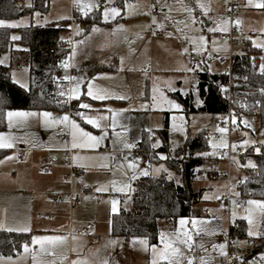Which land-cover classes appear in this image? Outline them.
Instances as JSON below:
<instances>
[{
    "label": "rangeland",
    "instance_id": "rangeland-1",
    "mask_svg": "<svg viewBox=\"0 0 264 264\" xmlns=\"http://www.w3.org/2000/svg\"><path fill=\"white\" fill-rule=\"evenodd\" d=\"M53 1V0H51ZM239 11L234 18L230 15L229 9L222 0H201L209 9L207 15H204L198 7L197 0H160V3H167L168 8L150 15L143 14L148 11L150 0H129L138 4L137 11L141 14L126 15L124 10V0H112L108 6L121 8V15L115 19H110L104 22L102 19L103 4L99 10H93L90 15H100L103 24H94L101 31L92 32V25H90L86 18L79 12L75 0H54L55 6H50L44 11L35 10L32 14L23 15L17 19H4L6 22H15L20 24V27L29 25H47L57 24L58 22H66L63 25L69 27L72 19V37L69 36L68 30L62 33L63 39H70L71 52L75 48V56L72 59V66L82 70V75L85 80L94 79V83L106 89L111 98L105 101H92L90 98L81 97V101L91 103L94 108H111L117 114L116 128L108 129V136L97 150L94 152L74 149L72 154V161L74 164H88L89 168L85 169V176L82 179H92L90 192L84 194L76 201L75 207L71 210L68 204V197L61 199L55 198L59 192L68 193V183L57 181H50L52 179L51 169H46L41 165L40 161L55 160L56 156L63 155L68 147H71V136L69 138L57 136L56 129H46L36 119H30L20 128H13L11 132L18 138L16 146L13 149L6 150L5 154H0V159L5 156L14 155L16 158L8 160L0 164V221L9 227H31V237L35 235H64L68 236L66 248L60 251H66L68 255V262L75 260L78 257L87 258L90 264H100L104 258L109 260V264H149L150 252L144 251L139 244H133V238H124L112 235V221L109 218V212L112 211L111 201L118 199V211L113 212L112 216L122 209L123 206L130 204L132 180L130 179L131 171L127 168L128 160L133 158L136 153L134 149L124 148V143H138L148 139L155 148L162 144L160 130L167 126L169 138L170 153L182 148L186 142L188 134L196 135L202 133L206 137L209 145L207 153L216 152V155L204 156L205 160L203 167H209V158L218 159L224 148L213 149L211 143L219 144L224 140L228 145H232L237 141L240 145L244 140L256 141L253 145L249 143L242 147L246 150L243 158H239L235 164H229L227 161L218 159V168L224 170L223 173L217 172L215 175L201 173L200 169L197 171V176L194 182L195 188H205V194L209 196L229 194L233 197L234 192L241 191L239 189L240 182L247 176L249 167L246 166L249 161L254 164L252 154H255V148H260V153H264V146L261 141H264V125L260 126L259 122L254 124V129L246 127L242 122H237L236 125L230 126V116L228 114H212L202 111H197L187 115L181 103L172 95L169 86L176 90H186V93H192L194 96V104H197V99L201 100L198 92L197 73L204 68H211L212 73L231 72L232 54L245 53L246 47L232 43L229 39L220 38V33H209L207 26H215L224 20L227 21L228 33L233 24L241 31L242 39L248 41L250 45L255 43H264V9L256 8L248 4V0H239ZM29 5L30 1L22 2ZM185 6L194 9L192 15L198 20L205 21V25L199 23L193 24L188 19V12L185 11ZM39 13L36 16L35 13ZM76 13V17L74 14ZM167 14L172 19L163 20V16ZM156 17L157 22L163 21L164 27L157 28L156 24H151V17ZM61 17H69L68 19H60ZM211 18V19H209ZM236 21H240L239 25ZM151 24V28L147 26ZM119 25H123V30L115 31ZM187 25V26H186ZM18 28V27H14ZM181 29V31H177ZM79 35H77V31ZM155 31V35H153ZM169 33H172L170 36ZM204 35L209 43L206 45L207 51L204 53H197L193 51V45L188 39L184 37H199ZM13 36L20 37L18 31H14L11 36V46L17 48L19 40H13ZM125 36L127 40H125ZM142 37V39L140 38ZM251 38V39H250ZM215 39L216 44L213 46L211 41ZM83 41V43H77ZM187 48L185 53L183 49ZM264 49V48H262ZM194 54L197 56H206L208 59L205 62L192 61L190 56ZM123 58V64H121ZM0 59H5V64L10 66L11 53L10 49L0 54ZM199 63V68L195 72H188L178 69L193 68ZM86 64V65H83ZM97 65H111L116 66V70L111 72H97L91 74ZM89 66V67H88ZM15 72L17 79L22 83H26L30 87V70L26 65L13 66L11 73ZM195 88V91L193 90ZM153 88L159 91L153 93ZM160 91L164 92L169 99L178 102L181 105L180 110H169L167 104L154 106L152 96L156 95L157 101L160 99ZM185 94V91H181ZM118 96H124L125 99H117ZM202 101V100H201ZM73 107L76 100H71ZM146 106V107H145ZM75 112V107L73 108ZM28 111H51L54 115H62L69 113L72 118H77L72 113L64 111L57 113L48 109H18ZM89 115H96L95 112L83 110ZM121 113V114H120ZM126 113V114H125ZM128 113V115H127ZM108 115V123L111 122V113ZM118 116V117H117ZM177 119L173 121L172 117ZM183 117V120L179 118ZM224 117H229L228 121H224ZM173 123L178 126L182 125L185 131H176L173 129ZM81 126L85 127L87 131H91L94 135H100V130L93 128L91 125H86L81 122ZM217 127H227L228 132L221 134L216 131ZM232 127V128H231ZM8 131V125L0 132ZM153 132L154 136L149 133ZM172 133L174 135H172ZM214 133H219L220 136H214ZM117 134H119L117 136ZM113 141H116L114 144ZM159 141V144H157ZM67 144V146H65ZM22 146V147H21ZM21 152L23 155L21 156ZM205 153V152H204ZM165 156L164 153H160ZM159 154V155H160ZM258 154V153H256ZM115 160L109 159L106 162L109 164L108 168H102L98 165L102 162L99 157H113ZM97 157L94 161L89 160H75L74 157ZM128 160H123V157ZM135 157L141 159L137 161L139 170H147L154 176L167 173L178 179L177 175L170 174L165 162H152L150 167L148 161L144 156L138 153ZM54 158V159H53ZM80 161V163H78ZM123 163L124 167H120ZM76 164V165H77ZM161 165L163 168L161 169ZM240 171H237V166ZM157 169H160L157 171ZM165 169L167 171H165ZM255 172V170H252ZM239 174V179L237 175ZM57 175L55 174V179ZM116 181L117 186L122 184L130 185L131 190L126 193H118L112 190L111 182ZM107 187L108 191H97V188ZM76 192H84V189L75 187ZM104 195L103 201L96 200V194ZM252 199L264 200V198L255 197ZM235 208L236 219L244 217L246 213V201ZM221 199H202L195 205V211L190 217L207 218L211 220L209 229L214 231V235L202 234L201 236H194V240L203 243L208 249L207 255L200 251L197 247L196 254L205 256L209 264H213L218 260L217 254L219 250H213L212 244H221L227 241L228 226L231 221V213L233 204L229 211H225L222 207ZM207 210V211H206ZM108 215V216H106ZM69 218H72V226L69 229ZM179 219V218H178ZM178 219H174L169 227L165 220L159 221V229L169 231L178 227ZM235 219V220H236ZM263 220L259 221V230L263 232ZM73 222L79 225L73 226ZM247 222V221H246ZM93 223L96 229L92 231V235H84V230L89 224ZM248 228V224H247ZM223 229V231H221ZM71 230V231H70ZM71 232V235L70 233ZM79 232L80 234H77ZM72 235L78 239L72 240ZM261 237V236H260ZM260 237H255L259 239ZM135 238H144L136 236ZM249 237H245L240 241L246 243ZM115 243H111V242ZM31 242V241H30ZM30 242H28L30 244ZM150 243V242H149ZM38 249V246H32ZM76 248L73 252L72 249ZM227 249V248H226ZM4 257V256H2ZM9 257V256H8ZM14 263L8 262L7 259L0 261V264H33V252L30 250L24 253L22 249L15 255L10 256ZM7 258V257H5ZM52 258L50 256H38L37 260L48 261ZM65 262V264H68ZM59 264V261H58Z\"/></svg>",
    "mask_w": 264,
    "mask_h": 264
},
{
    "label": "trees",
    "instance_id": "trees-1",
    "mask_svg": "<svg viewBox=\"0 0 264 264\" xmlns=\"http://www.w3.org/2000/svg\"><path fill=\"white\" fill-rule=\"evenodd\" d=\"M31 7L19 0H0V20L17 19L35 10L44 11L50 6V0H31ZM76 17V13L74 14ZM90 15L86 18L90 25L100 24L101 16ZM69 21V20H68ZM70 22V21H69ZM62 23V24H60ZM64 21L57 24L29 25L24 27H0V54L10 49V66L0 64V97L7 99L5 107L11 109H48L57 113L68 111L73 103H57L64 100L58 92L61 87L67 86L62 77L61 61H65L71 53V48L62 33L68 30ZM67 24V23H66ZM14 31L20 33L19 46L12 47L11 36ZM249 43V42H248ZM248 52H258L261 48L250 45ZM26 65L30 70V87L28 90L13 83L11 68ZM256 65V64H255ZM106 69V68H105ZM246 81V85L233 84L230 77ZM245 77L247 79H245ZM198 92L203 103L194 104L192 93L183 94L180 90L172 95L181 103L187 115L202 111L212 114L256 113L260 126L264 125V75H261L257 66L249 55L236 57L232 60L231 72L212 73L207 68L197 73ZM219 85L227 88L221 92ZM231 90V96H229ZM258 102V103H257ZM71 103V104H70ZM245 105V106H242ZM7 127V122L0 112V130ZM150 135V134H149ZM162 144L155 148L148 139L141 140L135 148V154H142L150 167L152 162L163 160L169 173L177 175L169 178V174L162 173L154 176L141 175L133 180L130 204L124 206L120 212L112 216V235L130 238L136 236L147 237L151 243H158L157 233L161 218L190 217L195 211V205L203 198L204 189H196L194 182L198 169L203 167L204 153L209 145L204 134H188L184 146L174 153H170L167 126L160 130ZM151 136V135H150ZM6 150H0L5 154ZM164 153L167 159H160L159 154ZM243 158V156L241 157ZM240 158V159H241ZM255 172L240 182L239 189L243 196L254 192L256 197L264 198V153L252 154ZM212 158H209V160ZM179 181V183L177 182ZM264 232V220H263ZM228 237L231 240H241L247 237V222L242 217L231 223L228 228ZM257 250L264 253V235L259 239ZM31 241V233L8 232L0 230V255H13L22 249L24 243Z\"/></svg>",
    "mask_w": 264,
    "mask_h": 264
},
{
    "label": "snow or ice",
    "instance_id": "snow-or-ice-1",
    "mask_svg": "<svg viewBox=\"0 0 264 264\" xmlns=\"http://www.w3.org/2000/svg\"><path fill=\"white\" fill-rule=\"evenodd\" d=\"M75 3L78 7L79 12L84 17H89L90 13H93L94 9H100L101 4H103L102 9V19L104 22H108L110 19H115L116 17L121 15V8L114 7V6H108L112 3V0H75ZM198 7L202 11L204 15H207V12L209 9L205 6L201 0H197ZM248 4L251 6H254L256 8L264 9V0H248ZM156 5H159L161 10L164 8H168L169 11H171V8H169L167 3H160V0H156V4L148 5V11L143 13L150 15L151 8L155 7ZM32 5L29 4L28 7H31ZM138 4L135 2H129V0H124V10L126 15H137L141 14L137 11ZM185 11L188 12L189 16L188 19L191 23L196 24L199 23L200 25H205V21L198 20L195 18L192 13L194 11L193 8L185 6ZM36 16H39L40 14L37 12L35 13ZM69 17H61L60 19H68ZM93 19H95V16H92ZM172 19L170 16L165 14L163 16V20H170ZM211 19V18H209ZM227 21H220L219 23H215V26H207V31L209 33H215L217 31L221 32H227ZM240 21H236V24L239 25ZM151 24H156L157 28H163L164 24L163 21L157 22L156 17H151ZM151 24L147 26V28H151ZM20 24H17L15 22H6L4 20H0V27H20ZM187 26V25H186ZM206 26V25H205ZM71 27V25H69ZM124 26L119 25L115 31L123 30ZM79 31H77V35H79ZM101 31L99 28H97L95 25H92V32H99ZM177 31H181V29H177ZM264 31V30H262ZM153 35H155V31H153ZM171 36L172 33H169ZM142 39V37H140ZM13 40L20 39L18 36H13ZM63 39V37L61 38ZM184 39H188L189 42L193 45V51L197 53H204L207 51L206 45L209 43L207 38L204 35H201L199 37H184ZM251 39V38H250ZM125 40H127V37L125 36ZM71 42V41H70ZM77 43H83V41H78ZM213 46H215L216 41L213 39L211 41ZM254 46L258 48H264V43H255ZM183 51L186 53L188 51L187 48L183 49ZM75 48H73L72 52L69 54L67 59L65 61H61V66L67 70L71 65L69 61H71L75 56ZM253 61V67L255 68V57L251 58ZM261 60H264V57H261ZM0 64H5V59H0ZM121 64H123V58H121ZM199 68V63L196 64L193 68H187V69H178L188 72H195ZM207 70L211 71V68L208 67ZM258 71L261 75H264V63H261L259 65ZM11 79L13 83L19 84L21 88H24L25 90H28V85L26 83H22L19 79L16 77V73H11ZM59 80L66 81L67 86L61 87L58 95L60 97H64V100H58L57 103L61 104H67L71 100H76L79 103L75 105V116L77 118H72V116L69 113H63L62 115H54L51 111H28V110H18V109H11L8 107H5L8 103L7 99L4 97H0V112L3 113V116L7 122L8 125V131L0 132V149H13L16 146L18 138L14 136L11 132V129L13 128H20L25 123H27L30 119H36L38 122H40L46 129H56L60 132H64L71 136V148L72 149H79V150H86V151H92L94 152L104 142V140L108 136V129L111 128L113 131L116 128V113L111 108H94L91 103H85L81 101V97H87L90 98L92 101H105L111 98L110 93L104 89L98 87L93 81V79L85 80L83 76L80 75H68L65 74L62 77L58 78ZM245 79H247L245 77ZM198 83L194 81V84ZM221 92H227V88L223 85L218 86ZM169 90L176 91V89L171 88L169 86ZM193 90L195 91V88L193 87ZM159 91L156 88H153V93ZM185 91L186 90H181ZM261 92L264 93V89H261ZM117 99H125L124 96H118ZM152 101L154 106L159 105L162 108V105L167 104L169 107V110L175 109L180 110L181 105L174 101L169 99L167 96H165L164 92L160 91V99L157 101L156 95L152 96ZM197 104L203 103V101L197 99ZM258 103V102H257ZM245 106V105H242ZM146 107V106H145ZM83 110H89L91 112H95L96 115H89L87 112L82 111ZM105 113H111V122L108 123L109 117ZM173 121L177 119V117H172ZM180 120H183V117L179 118ZM225 122L228 121L229 117L223 118ZM231 123L233 125L237 124L238 117L235 115V113L230 114ZM81 122H83L86 125H91L95 129L100 130V135H94L91 131H87L85 127L81 126ZM241 122L246 127H251V124L247 120H241ZM173 129L176 131H185L182 125L178 126L177 124L173 123ZM216 131L220 132L221 134L227 133L228 128L227 127H217ZM119 134H117L118 136ZM115 144L116 141H113ZM211 147L213 149L216 148H228L229 145L226 141L221 140L219 144L211 143L209 142ZM249 143L255 145L256 141H248L244 140L241 142V147L247 146ZM262 146H264V141L260 142ZM157 144H159V141H157ZM67 146V144L65 145ZM156 145H154L155 147ZM134 147V144L132 143H124V148L126 149H132ZM233 149L237 147L236 144H233L231 146ZM256 153H260V148L257 147L254 149ZM197 155H216V152L211 153H197ZM16 157L14 155L5 156L3 159H0V164L5 163L8 160L15 159ZM160 159H167L168 157L160 154ZM75 160H89L94 161L97 159V157L93 156H87V157H80L76 156L74 157ZM100 161H102L98 166L102 168H108L109 164L106 162L109 159H115L114 157H99ZM140 157H133L131 160H128V158L125 156L123 157V160H128L127 162V168L133 171V175L130 179H136V170L138 169L137 161H139ZM120 167H124L123 163H120ZM248 167L255 168L256 166L249 161L246 165ZM80 167L82 168H89L90 165L88 164H81ZM163 168V165H161V169ZM160 169H157L159 171ZM165 171H167L165 169ZM141 174L147 176L148 171L147 170H141ZM171 178V176L169 177ZM247 179V178H245ZM179 183V181H177ZM116 181H112V190L114 192L118 193H126V191L131 190L130 185L128 184H122L120 186H117ZM97 191H108L107 187L97 188ZM233 195L239 196V192H234ZM222 197L219 195L209 196L205 194L203 196V199L210 200V199H221ZM112 204V211L115 213L118 211V199H113L111 201ZM233 204V210L231 213V221L234 223L236 219V211L235 208L238 206L236 204V201H232ZM247 208H246V215L243 217L247 221L248 228H247V236L248 237H260L264 235V232H261L259 230V221L260 219H264V200H257V199H248L246 201ZM223 207V205H221ZM178 227L173 228L172 230L165 231V230H159L157 233V241L158 243H149V239L147 237L144 238H133V244L139 243L144 251L150 252V260L149 264H209V261L205 258V256H199L196 254L197 247L200 251L204 252L206 255L208 253V249L204 246L203 243H199L197 245V242L194 240V236H201L202 234L207 235H214V231L209 229V225L211 223V220L207 218H197V217H180L178 219ZM0 230H5L8 232H23L28 233L31 232L30 226H23V227H9L6 226L2 221H0ZM223 231V229H221ZM69 237L64 235H35L31 237V242L24 243L22 245L24 253H28L30 250L33 252V264H65V262H68V255L66 251H60L61 249L66 248L67 242ZM72 240H77L78 238L75 235H72ZM111 243H115L114 241ZM233 243L239 245L242 242L239 240L233 241ZM32 246H38V249L33 248ZM212 249L219 250L220 254L224 256L225 258L228 257V253L226 251L227 248V241L221 244H212ZM73 252L76 251V248L74 247L72 249ZM38 256H50L52 259L48 261H42L37 260ZM7 259L9 261L12 260V257H2L0 256V261ZM237 259H239L237 257ZM261 261H264V254H261ZM68 264H90V261L87 258H77L75 260H71L68 262ZM100 264H109V260L107 258H104L100 261Z\"/></svg>",
    "mask_w": 264,
    "mask_h": 264
},
{
    "label": "built area",
    "instance_id": "built-area-1",
    "mask_svg": "<svg viewBox=\"0 0 264 264\" xmlns=\"http://www.w3.org/2000/svg\"><path fill=\"white\" fill-rule=\"evenodd\" d=\"M19 1L26 2V1H31V0H19ZM222 1L227 5L229 12H230V15L234 18V16H236L238 11H239V6H238L239 0H222ZM151 4H156V0H150V5ZM158 12H159V5H156L155 7L151 8V13L156 14ZM60 24H62V23H60ZM239 35H241V31L235 27V24L232 25L231 30L228 33H220L219 34L220 38H222V39H229L234 44L241 45L243 47L248 48L249 47L248 41L242 39L241 37H239ZM246 54L249 55L250 58L255 57V64H256L257 68H259V65L261 63H264V60H261V57H264V49H261L260 51L253 52V53L246 51L245 53L232 54L231 58L233 60L236 57H242ZM190 58L193 61H202V62H205L208 59L206 56H197L194 54L191 55ZM69 63L71 66L67 70L62 69L60 72L61 75L62 76L65 74L73 75V76L80 75V73H81L80 70L75 68L74 66H72V60L69 61ZM236 83H238L239 85H246L247 84L246 81L239 80V79L237 80L236 77L231 76L230 77V83H229L230 87ZM261 89H264V88L260 87L259 90L261 91ZM229 96H231V90H229ZM69 111L72 113V115H74L75 112L72 111L71 105H70ZM231 113H233V111H230L228 113V115L230 116ZM235 115L238 117L237 122H241V120H247L251 124V127H248L250 129H254V124L256 122H258V115L256 113H235ZM229 123L231 126L232 125L231 119H230ZM149 134L151 136H154L153 132H150ZM56 135L69 138L68 134H66L64 132H60V131H57ZM172 135H174V134L172 133ZM214 136L219 137L220 134L214 133ZM233 144L237 145V147L235 149H233L231 147ZM233 144L230 145L228 148H224L223 152L221 153V155L218 159L227 161L229 164H235L239 158H241L242 156H244L246 154V150H243L237 141H235ZM136 146L137 145H134V147L132 149L135 150ZM73 151L74 150L71 147L68 148V150L65 153L66 161L63 165L68 169V172L65 174L64 178L70 184H73L75 176L83 174V171L78 169L72 161ZM113 157L115 158L116 155H114ZM218 159L217 158L216 159H210L209 160V167H207V168L202 167L200 169V172L201 173H207L210 175H215V174H217V172L223 173L224 170H221L218 168ZM40 163L46 169L59 166V164L55 160H49L48 161V160L42 159L40 161ZM248 169H249L248 175L252 174V170H256V168H253V167H249ZM72 195H74V194L71 193V196ZM58 196L61 197L62 193H59ZM255 197H256V194L254 192H250L246 196L241 195L238 197H233L229 194H223L222 198H221L222 205H223L222 208L225 211H229L231 209L233 200H235L236 204L239 206L243 202V200L252 199ZM174 219L175 218H161L160 220H165L167 227H169ZM92 227H93V225H90L89 228H87L85 230V234H87V235L90 234V229ZM233 241H236V240H231L227 236V249H226V251L228 253V257L225 258L220 253H218L217 254L218 260L213 264H264V261H261V254H264V253L261 251H258L256 249L257 245L259 244V240L257 238L249 237L247 239L246 243H241L239 245L233 243ZM237 257L239 259H237Z\"/></svg>",
    "mask_w": 264,
    "mask_h": 264
},
{
    "label": "crops",
    "instance_id": "crops-1",
    "mask_svg": "<svg viewBox=\"0 0 264 264\" xmlns=\"http://www.w3.org/2000/svg\"><path fill=\"white\" fill-rule=\"evenodd\" d=\"M239 2L240 1H238V4H239ZM56 4L54 3V0L53 1H51L50 0V6H55ZM49 6V7H50ZM227 6V5H226ZM95 10H97V9H95ZM99 10V9H98ZM70 21V24H71V27H69V29H68V32H69V36L70 37H72V19H70L69 20ZM102 21V20H101ZM104 22L102 21L101 23H100V25L101 24H103ZM103 25H105V24H103ZM66 42H68V44L70 45V39L68 38V36L66 37ZM262 49V48H261ZM193 55V54H192ZM191 57V56H190ZM190 60H191V58H190ZM193 61V60H192ZM83 65H86V64H83ZM89 67V66H88ZM95 68L93 69V70H91L90 71V73L91 74H94V73H97V72H105V73H108V72H111V71H113V70H116V66H111V65H108V66H106V65H97V64H95V66H94ZM106 68V69H105ZM80 70V76L82 75V70H81V68L79 69ZM79 102L78 101H76V104H78ZM75 111H76V109H75ZM121 114V113H120ZM126 114V113H125ZM117 115V114H116ZM127 115H128V113H127ZM118 117V116H117ZM62 137V136H61ZM66 138V137H65ZM22 147V146H21ZM68 148H70V147H68ZM68 150V149H67ZM66 150V151H67ZM74 150V149H73ZM66 153V152H65ZM65 153L63 154V155H58V156H56L57 158H55V159H58V161H60V160H62V163H58L59 164V166H57V167H51V168H53L54 170L52 171V173H53V175L51 176L52 177V179L50 180V181H57L58 183H62V182H66V183H68V186H69V189H68V193L66 194V193H62V192H59V193H62V196L61 197H59L58 196V194L56 195V197L55 198H58V199H61V198H63V197H65V196H67L68 197V204H69V208L72 210L74 207H75V203H76V201L78 200V198L80 197V194H82L81 196L83 197V193L84 194H86V193H89L90 192V188H91V184L92 183H94V182H92V179H88L87 178V180L86 179H82V177H84L85 176V170H84V168H82V167H80V164H74L78 169H80L81 171H83V174L82 175H77V176H75V179H74V182H73V184H70L65 178H64V176H65V174L68 172V169L65 167V166H63L64 165V163H65V161H66V158H65ZM21 156L23 155V153L21 152V154H20ZM135 156H136V154H134ZM133 155V157H135ZM54 159V158H53ZM78 163H80V161L78 162ZM237 168V171H240V168L238 167V165L236 166ZM51 168H49V169H51ZM143 170V169H142ZM55 174L57 175V177H56V179H55ZM133 175V171H131V174H130V177ZM142 174H141V170H139V171H136V176L137 177H139V176H141ZM239 177V174L237 175V178ZM239 179V178H238ZM132 180V182H133V179H131ZM76 186H78L79 187V189H84L85 191L84 192H76L75 191V187ZM195 187V186H194ZM197 189V188H196ZM198 189H201V188H198ZM202 189H204V193H205V188H202ZM71 193H73L74 195H72L71 196ZM204 193H203V196H204ZM131 194V193H130ZM96 200H98V201H103V199L105 198L104 197V195L103 194H101V193H97L96 194ZM203 199V198H202ZM124 207V206H123ZM122 207V208H123ZM112 213L113 212H109V218H110V221H112ZM106 216H108V215H106ZM79 225L78 223H75V222H73V226H76V225ZM112 224V223H111ZM231 224V223H230ZM230 224H229V226H230ZM90 225H93V227L90 229V234H85V230L87 229V228H89V226ZM71 226H72V218L70 219L69 218V229L71 228ZM89 226L88 227H86L85 228V230H84V235H86V236H90V235H92V231L94 230V229H96V226L93 224V223H91V224H89ZM229 226H228V228H229ZM71 231V230H70ZM70 233V235H71V232H69ZM77 234H80L79 232H77ZM17 254V253H16ZM13 255H15V254H13ZM0 256H4V257H8V256H12V255H0ZM8 262H9V260H7ZM11 263H14V261L13 260H11L10 261Z\"/></svg>",
    "mask_w": 264,
    "mask_h": 264
},
{
    "label": "water",
    "instance_id": "water-1",
    "mask_svg": "<svg viewBox=\"0 0 264 264\" xmlns=\"http://www.w3.org/2000/svg\"><path fill=\"white\" fill-rule=\"evenodd\" d=\"M135 156V155H134Z\"/></svg>",
    "mask_w": 264,
    "mask_h": 264
}]
</instances>
